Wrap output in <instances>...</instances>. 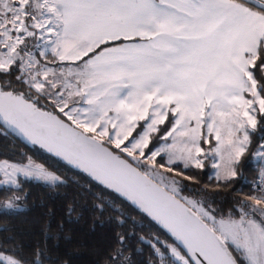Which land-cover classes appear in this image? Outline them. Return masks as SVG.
<instances>
[{"label": "snow or ice", "instance_id": "snow-or-ice-1", "mask_svg": "<svg viewBox=\"0 0 264 264\" xmlns=\"http://www.w3.org/2000/svg\"><path fill=\"white\" fill-rule=\"evenodd\" d=\"M9 135L159 224L171 239L148 240L146 264H264V166L227 211L181 194L198 182L189 170L210 167L211 187L228 190L246 154L264 165V0H0ZM23 180L66 183L26 153L0 159L4 210H21ZM115 235L105 264H136L127 235ZM47 259L46 246L24 255L0 243V264Z\"/></svg>", "mask_w": 264, "mask_h": 264}, {"label": "trees", "instance_id": "trees-1", "mask_svg": "<svg viewBox=\"0 0 264 264\" xmlns=\"http://www.w3.org/2000/svg\"><path fill=\"white\" fill-rule=\"evenodd\" d=\"M261 133L253 134L252 149L259 142ZM26 153L34 162L42 164L66 181L53 187L35 180H23L17 194L24 199L18 201V212L0 207V243L18 247L24 255L37 246H46V264H105L110 249L116 243V233L128 237V246L133 250L136 264H146L150 253L147 243L159 235L161 240L171 239L169 234L146 214L126 199L99 183L85 173L49 154L38 146H32L20 138L0 136V159L17 161ZM242 175L228 190H215L209 180L212 169L189 170L198 182L183 181L182 195L204 196L211 199L214 206L225 211L235 204L237 191L249 192L252 181L258 175L261 161L246 154L242 160ZM204 185H209L207 191ZM11 195V193H8ZM5 199L0 189V205ZM103 201L105 210L98 213L95 204ZM72 204V212L68 205ZM121 217L123 224L116 218ZM129 233H132L129 235ZM145 240L140 241L139 236Z\"/></svg>", "mask_w": 264, "mask_h": 264}, {"label": "rangeland", "instance_id": "rangeland-1", "mask_svg": "<svg viewBox=\"0 0 264 264\" xmlns=\"http://www.w3.org/2000/svg\"><path fill=\"white\" fill-rule=\"evenodd\" d=\"M206 147V146H205ZM257 160H259V161H261V159L259 158V157H255ZM36 164H40V163H37V162H35ZM40 165H42V164H40ZM262 166H264V165H262V162H261V167ZM49 171V170H48ZM52 172V171H51ZM54 173V172H53ZM211 175H214V170L212 169V173H211ZM35 181H37V180H35ZM38 182H42V183H45V182H43V181H38Z\"/></svg>", "mask_w": 264, "mask_h": 264}, {"label": "water", "instance_id": "water-1", "mask_svg": "<svg viewBox=\"0 0 264 264\" xmlns=\"http://www.w3.org/2000/svg\"><path fill=\"white\" fill-rule=\"evenodd\" d=\"M39 147V146H38ZM47 152V151H46ZM50 154V153H49ZM52 155V154H51ZM55 157V156H54ZM56 158H58V157H56ZM58 159H60V158H58ZM61 160V159H60ZM61 161H63V160H61ZM63 162H65V161H63ZM66 163V162H65ZM131 203V202H130ZM137 208V207H136ZM145 214V213H144ZM147 215V214H146ZM149 217V216H148ZM150 218V217H149ZM155 222V221H154ZM156 223V222H155ZM159 225V224H158ZM160 226V225H159ZM161 227V226H160Z\"/></svg>", "mask_w": 264, "mask_h": 264}, {"label": "built area", "instance_id": "built-area-1", "mask_svg": "<svg viewBox=\"0 0 264 264\" xmlns=\"http://www.w3.org/2000/svg\"><path fill=\"white\" fill-rule=\"evenodd\" d=\"M258 178H259L258 175H256L254 179H258ZM254 179H253V180H254ZM251 187H252V185H251Z\"/></svg>", "mask_w": 264, "mask_h": 264}]
</instances>
